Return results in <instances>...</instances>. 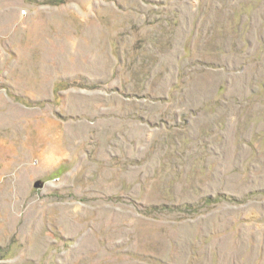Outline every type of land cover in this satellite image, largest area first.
<instances>
[{
    "label": "rangeland",
    "instance_id": "1",
    "mask_svg": "<svg viewBox=\"0 0 264 264\" xmlns=\"http://www.w3.org/2000/svg\"><path fill=\"white\" fill-rule=\"evenodd\" d=\"M0 264H264V0H0Z\"/></svg>",
    "mask_w": 264,
    "mask_h": 264
},
{
    "label": "water",
    "instance_id": "2",
    "mask_svg": "<svg viewBox=\"0 0 264 264\" xmlns=\"http://www.w3.org/2000/svg\"><path fill=\"white\" fill-rule=\"evenodd\" d=\"M33 185H34V187H36V188H40V187L43 186V182L40 181V180H36V181L34 182Z\"/></svg>",
    "mask_w": 264,
    "mask_h": 264
}]
</instances>
